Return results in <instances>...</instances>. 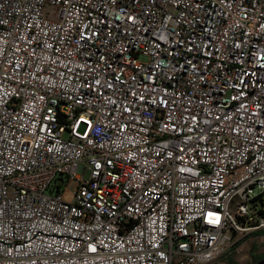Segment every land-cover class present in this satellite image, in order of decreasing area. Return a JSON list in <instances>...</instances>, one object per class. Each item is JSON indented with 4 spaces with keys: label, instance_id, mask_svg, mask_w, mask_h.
<instances>
[{
    "label": "built area",
    "instance_id": "1",
    "mask_svg": "<svg viewBox=\"0 0 264 264\" xmlns=\"http://www.w3.org/2000/svg\"><path fill=\"white\" fill-rule=\"evenodd\" d=\"M261 229L264 0H0V264H209Z\"/></svg>",
    "mask_w": 264,
    "mask_h": 264
},
{
    "label": "rangeland",
    "instance_id": "2",
    "mask_svg": "<svg viewBox=\"0 0 264 264\" xmlns=\"http://www.w3.org/2000/svg\"><path fill=\"white\" fill-rule=\"evenodd\" d=\"M49 10H54L55 8L52 6H47ZM55 11V10H54ZM65 137H68V134H65ZM73 183L70 184L72 186ZM246 234H251V232L248 233H239L237 234L232 242L234 243L239 238L245 236ZM255 246L254 249H252V246ZM231 249V248H230ZM230 249L227 251L229 252L227 256H220L216 260L212 261L209 264H228V259H230V262L233 264H251L254 262L255 257L264 254V234L258 235V236H250L249 238L245 239L238 247H236L234 250L230 251Z\"/></svg>",
    "mask_w": 264,
    "mask_h": 264
},
{
    "label": "trees",
    "instance_id": "3",
    "mask_svg": "<svg viewBox=\"0 0 264 264\" xmlns=\"http://www.w3.org/2000/svg\"><path fill=\"white\" fill-rule=\"evenodd\" d=\"M261 234H264V229H261V230H257V231H254V232H251V234H246L245 236L239 238L237 241H235L233 243V245L231 246V249L230 251L234 250L236 247H238L245 239L249 238L250 236H258V235H261ZM255 246L253 245L252 246V249H254ZM229 252H225L222 256H227ZM264 254H261L257 257H255V260L254 261H257L258 259H260L261 257H263ZM228 264H233L230 262V259H228Z\"/></svg>",
    "mask_w": 264,
    "mask_h": 264
},
{
    "label": "water",
    "instance_id": "4",
    "mask_svg": "<svg viewBox=\"0 0 264 264\" xmlns=\"http://www.w3.org/2000/svg\"><path fill=\"white\" fill-rule=\"evenodd\" d=\"M251 264H264V256L261 257L260 259H258L257 261H254L253 263Z\"/></svg>",
    "mask_w": 264,
    "mask_h": 264
}]
</instances>
